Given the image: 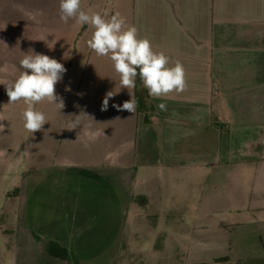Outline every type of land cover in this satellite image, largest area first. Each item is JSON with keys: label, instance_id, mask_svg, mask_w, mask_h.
<instances>
[{"label": "crops", "instance_id": "1", "mask_svg": "<svg viewBox=\"0 0 264 264\" xmlns=\"http://www.w3.org/2000/svg\"><path fill=\"white\" fill-rule=\"evenodd\" d=\"M93 1L83 10L119 12L182 63L187 88L148 95V116L114 107L134 89L79 25L65 106L30 135L12 179L0 264H264V0ZM59 3L0 0V54L13 11L52 24Z\"/></svg>", "mask_w": 264, "mask_h": 264}, {"label": "clouds", "instance_id": "2", "mask_svg": "<svg viewBox=\"0 0 264 264\" xmlns=\"http://www.w3.org/2000/svg\"><path fill=\"white\" fill-rule=\"evenodd\" d=\"M81 5L82 0H60V19L67 23L70 18H75L80 26L87 24L93 27L94 32L87 45L97 56L108 57L113 62L114 70L120 77V88L134 89L139 77L150 97H167L186 90V72L182 63L176 61L172 65L170 58L164 52L155 51L148 38H140L137 27L129 24L119 12L109 18L106 11L103 14L89 13ZM52 46L48 44L49 48ZM19 64L23 71L14 82L5 85L9 97L7 105L21 101L26 105L22 112L23 127L34 134L48 123L45 114L36 109L37 104L47 101L60 112L64 108V100L56 94L55 86L67 69L56 59L32 49L24 53ZM113 95V92L107 93L102 111L107 110L109 98ZM129 95L130 100L114 107L135 113L138 101L130 91ZM158 107L166 110L163 103ZM3 120L0 116V121ZM77 125L74 122L73 128ZM0 131H4L3 124H0Z\"/></svg>", "mask_w": 264, "mask_h": 264}, {"label": "rangeland", "instance_id": "3", "mask_svg": "<svg viewBox=\"0 0 264 264\" xmlns=\"http://www.w3.org/2000/svg\"><path fill=\"white\" fill-rule=\"evenodd\" d=\"M91 4L87 3L86 7H90ZM7 6L20 10L18 3H10ZM13 13L17 14V19L14 20L15 25L8 22L11 20H6V28L8 30L4 37L3 52L0 54V107L1 112L5 114L4 120L0 121L4 126V131H0V138L4 137L5 139L4 145L6 144L7 147L6 158L8 161L6 179L3 182L0 181V237L8 236L9 232L6 231L12 230L10 227H13L15 221H17L18 204L11 198L14 191L12 179L19 172L18 168L21 161L23 162V157L25 155V157L28 156L26 147H29L31 135L23 127L22 112L26 105L22 101L7 105L9 97L5 85L14 82L23 71L19 61L29 49L56 59L68 70L75 45L76 36H74V33L79 27L75 18H70L67 23H64L60 19L59 10H56L54 14L60 21L56 19L52 24L42 21L43 25L41 24L42 16L36 17L35 12H31L32 18H29L27 15L30 14L27 13L18 11H13ZM48 44L53 46L49 48ZM67 84L68 73L66 71L62 76V80L55 86L56 94L59 97L63 98L66 94ZM36 109L42 111L46 116L56 110L57 107L47 101H42L36 105ZM21 170L22 173L25 171L24 169ZM139 236L141 240L144 239L140 233Z\"/></svg>", "mask_w": 264, "mask_h": 264}, {"label": "trees", "instance_id": "4", "mask_svg": "<svg viewBox=\"0 0 264 264\" xmlns=\"http://www.w3.org/2000/svg\"><path fill=\"white\" fill-rule=\"evenodd\" d=\"M134 95H135V99L138 101L137 111L143 112L148 116V113L151 111V108L149 106V96H148L147 90L144 88L142 82L139 80V77H137V80H136V87L134 88ZM263 148H264V145H263Z\"/></svg>", "mask_w": 264, "mask_h": 264}]
</instances>
